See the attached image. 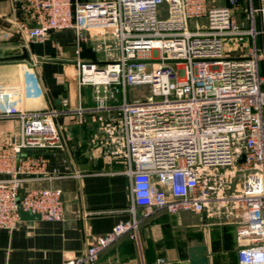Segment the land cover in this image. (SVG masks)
<instances>
[{"label":"built area","instance_id":"1","mask_svg":"<svg viewBox=\"0 0 264 264\" xmlns=\"http://www.w3.org/2000/svg\"><path fill=\"white\" fill-rule=\"evenodd\" d=\"M13 3L21 14L15 29L27 42L76 31L78 83L91 88L95 105L72 113L80 123L87 112L106 116L109 142L131 183L133 219L69 264H94L124 236L138 237L142 221L159 212L207 213L232 225L239 264H264V0ZM240 39L247 41L229 55V44ZM95 40L117 41L118 55L85 59L83 45ZM134 86L150 87L151 95L131 102ZM19 90L0 85V118L20 123L13 144L0 147V172L8 176L0 180V228L6 230L16 229L23 214L64 218L62 190L23 192L44 165L30 153L64 148L58 122L64 112L17 110L12 91ZM222 169L245 175L242 189L228 194L235 176L228 182L217 173Z\"/></svg>","mask_w":264,"mask_h":264},{"label":"crops","instance_id":"2","mask_svg":"<svg viewBox=\"0 0 264 264\" xmlns=\"http://www.w3.org/2000/svg\"><path fill=\"white\" fill-rule=\"evenodd\" d=\"M216 4L226 5L227 0ZM18 18L13 0H0V85L20 89L12 91L17 110L64 112L58 121L64 148L30 153L41 157L44 165L27 178L23 192L62 190L64 218L45 221L23 214L16 229L0 228V264H69L84 256L97 238L133 219L131 183L123 157L114 154L116 148L109 142L106 116L87 112L80 123L72 113L79 106L92 107L86 88L78 83L76 31L53 32L45 42L31 43L18 35ZM83 46L88 50L87 43ZM83 57L103 61L102 55L89 51ZM19 131L17 119L0 118V147L12 145ZM94 138L100 144L92 143ZM6 177L0 172V180ZM137 213L141 217L144 210ZM137 234L124 236L94 264H198L192 256H198L197 248L206 249V264H239L235 227L218 224L207 213L159 212L144 219Z\"/></svg>","mask_w":264,"mask_h":264},{"label":"rangeland","instance_id":"3","mask_svg":"<svg viewBox=\"0 0 264 264\" xmlns=\"http://www.w3.org/2000/svg\"><path fill=\"white\" fill-rule=\"evenodd\" d=\"M209 1L210 3H212V5H217L216 3H219L223 0H209ZM165 9L166 8L163 7V11ZM191 24L193 26V23ZM246 41H247L246 39H240L239 41H234L230 43L228 47L229 55L234 56V54L240 51L239 49L241 48V44H245ZM87 48L88 50L84 48L83 53L85 51L86 52L89 51L90 55H94V56L102 55L103 61L109 58L113 59V57H116L118 55V43L115 40H107V43L105 44V46L103 45V42L101 41H97V40L91 41L88 44ZM150 95H151V90H150V87L148 86H134V87L129 88V99L131 102H134L136 100L146 99ZM91 142L94 144L99 143V141H97L95 138L91 140ZM105 143L107 144V140H105ZM232 172H233L232 169H222V170L217 171L218 174L226 175L224 179L228 180V182L230 181L231 177L235 176V175H232ZM244 177L245 175H241L240 173H238L233 179L231 178L232 186L227 189V193L231 194L237 190L242 189Z\"/></svg>","mask_w":264,"mask_h":264},{"label":"water","instance_id":"4","mask_svg":"<svg viewBox=\"0 0 264 264\" xmlns=\"http://www.w3.org/2000/svg\"><path fill=\"white\" fill-rule=\"evenodd\" d=\"M28 55L25 54L24 58H27ZM86 93L87 96L89 98V103L91 106H94V102H93V94H92V90L91 88H86ZM197 252H198V256L197 255H192L194 258L193 263L197 262L198 264H206L207 263V259L204 257V253L206 252L205 248H197Z\"/></svg>","mask_w":264,"mask_h":264}]
</instances>
